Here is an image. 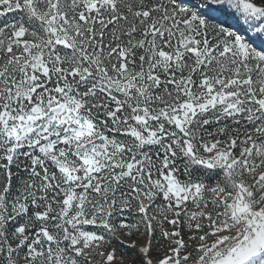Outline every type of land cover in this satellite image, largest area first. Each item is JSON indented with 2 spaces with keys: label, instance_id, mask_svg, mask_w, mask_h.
Masks as SVG:
<instances>
[{
  "label": "snow or ice",
  "instance_id": "obj_1",
  "mask_svg": "<svg viewBox=\"0 0 264 264\" xmlns=\"http://www.w3.org/2000/svg\"><path fill=\"white\" fill-rule=\"evenodd\" d=\"M0 264H264V0H0Z\"/></svg>",
  "mask_w": 264,
  "mask_h": 264
}]
</instances>
